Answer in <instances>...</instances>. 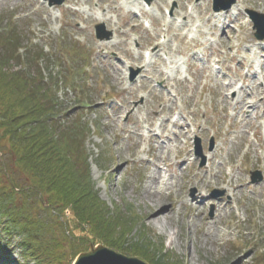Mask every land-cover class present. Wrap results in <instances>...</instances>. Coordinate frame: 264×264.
I'll list each match as a JSON object with an SVG mask.
<instances>
[{
	"label": "rangeland",
	"instance_id": "obj_1",
	"mask_svg": "<svg viewBox=\"0 0 264 264\" xmlns=\"http://www.w3.org/2000/svg\"><path fill=\"white\" fill-rule=\"evenodd\" d=\"M129 2L141 12H128L124 0H65L55 7L0 0V25L12 24L23 46L34 39L28 48L44 49L48 56L38 67L44 82L49 75L64 81L60 102L91 123L93 196L110 215L118 210L129 229L113 235L117 244L139 250L147 264H261L264 40L247 21L250 11L264 15V0H238L218 13L213 0ZM99 24L113 32L110 40L97 38ZM81 98L86 111L79 110ZM245 102L250 107L242 109ZM159 170L161 195L148 193ZM256 171L262 181L251 184ZM165 184L173 187L164 190ZM160 212L170 215L165 232L151 221ZM18 254L15 248L11 258Z\"/></svg>",
	"mask_w": 264,
	"mask_h": 264
},
{
	"label": "trees",
	"instance_id": "obj_2",
	"mask_svg": "<svg viewBox=\"0 0 264 264\" xmlns=\"http://www.w3.org/2000/svg\"><path fill=\"white\" fill-rule=\"evenodd\" d=\"M15 32L12 24L0 25V261L10 260L6 252L15 246L19 257L12 264H72L100 243L142 258L138 249L116 243L113 235L129 229L118 210L110 215L93 196L91 123L60 102L64 81L49 75L44 82L45 69L38 68L48 56L44 49L28 48L33 39L23 46ZM79 103L86 111L89 103Z\"/></svg>",
	"mask_w": 264,
	"mask_h": 264
},
{
	"label": "water",
	"instance_id": "obj_3",
	"mask_svg": "<svg viewBox=\"0 0 264 264\" xmlns=\"http://www.w3.org/2000/svg\"><path fill=\"white\" fill-rule=\"evenodd\" d=\"M49 2V6H60L63 5L65 0H46ZM150 1V0H148ZM236 3V0H215V11L227 10L230 9L231 6ZM252 17L255 21L256 28L260 32V23L259 18H262L264 22V16L257 15L255 13H251ZM97 36L99 39H110L112 36V32L105 31V25L101 24L96 26ZM258 32L257 37L259 39H263L264 36ZM138 74L133 73L132 80ZM213 144L211 145V148ZM262 180V176L260 172H255L252 174V183H257ZM74 264H147L146 262L136 258V257H127L123 254H120L116 251H113L103 245H99L97 247H91L90 251L84 254H81L75 261Z\"/></svg>",
	"mask_w": 264,
	"mask_h": 264
},
{
	"label": "bare ground",
	"instance_id": "obj_4",
	"mask_svg": "<svg viewBox=\"0 0 264 264\" xmlns=\"http://www.w3.org/2000/svg\"><path fill=\"white\" fill-rule=\"evenodd\" d=\"M131 4H130V2H129V0H124V3L121 5V6H123L124 8H127L128 9V11H131V10H133L132 8H131V6H130ZM136 7V9L135 10H137V12L138 11H140L141 12V8H140V6H139V4L138 5H136L135 6ZM148 7H150V6H148ZM135 10H133L134 12H136ZM100 19H103L102 17L100 18ZM182 29V28H181ZM262 52H263V50H262ZM152 53H154V51L152 52ZM160 75H162V74H160ZM236 87V86H235ZM242 89V88H241ZM237 92L236 91H234V95L236 94ZM260 101H264V97L260 100ZM250 106H249V104L247 103V102H245V103H242V109H247V108H249ZM162 172L159 170V171H157V173L156 174H154V180H153V182L151 183V186H150V188L148 187V189H146V191L148 192V193H150L153 189L155 190V193H157L158 195H161V191H159V190H157L158 189V186H160L162 183H161V178H162ZM163 185V184H162ZM173 187V184H165V186H164V190L166 189V190H169V189H171ZM201 195L202 194H200L199 196H198V198H195V199H193L192 201H199V200H202L203 198L201 197ZM219 204V203H218ZM182 205H185V202L182 204ZM188 205V204H187ZM153 217V216H155V213L153 212L152 213V215H149V217ZM170 217V215L169 214H167V215H164V214H162L161 212L160 213H158V215L155 217V219L154 220H151V221H153V222H155L157 225H158V227L161 229V231L162 232H165L166 231V229H167V225H168V223L167 224H165V222H167L168 220V218ZM189 231H190V228H189ZM219 234V233H218Z\"/></svg>",
	"mask_w": 264,
	"mask_h": 264
}]
</instances>
